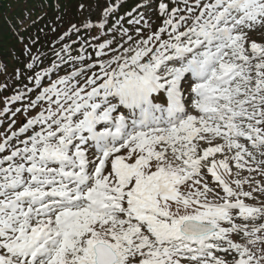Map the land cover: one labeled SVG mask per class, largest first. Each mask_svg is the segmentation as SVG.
<instances>
[{
	"label": "snow or ice",
	"instance_id": "1",
	"mask_svg": "<svg viewBox=\"0 0 264 264\" xmlns=\"http://www.w3.org/2000/svg\"><path fill=\"white\" fill-rule=\"evenodd\" d=\"M39 7L0 56V264H264V0Z\"/></svg>",
	"mask_w": 264,
	"mask_h": 264
},
{
	"label": "trees",
	"instance_id": "2",
	"mask_svg": "<svg viewBox=\"0 0 264 264\" xmlns=\"http://www.w3.org/2000/svg\"><path fill=\"white\" fill-rule=\"evenodd\" d=\"M47 2L48 0H0V56H7L8 49L16 44L14 28L20 30L17 33L19 35L26 26L29 32H35L36 28L43 26V22L32 25L31 20H35L45 10L39 5ZM47 11L51 14V9Z\"/></svg>",
	"mask_w": 264,
	"mask_h": 264
},
{
	"label": "rangeland",
	"instance_id": "3",
	"mask_svg": "<svg viewBox=\"0 0 264 264\" xmlns=\"http://www.w3.org/2000/svg\"><path fill=\"white\" fill-rule=\"evenodd\" d=\"M246 174V173H245ZM257 178H259V177H257ZM249 203H251L252 201H248Z\"/></svg>",
	"mask_w": 264,
	"mask_h": 264
}]
</instances>
